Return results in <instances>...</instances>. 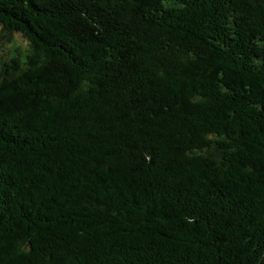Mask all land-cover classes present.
<instances>
[{
  "label": "trees",
  "instance_id": "trees-1",
  "mask_svg": "<svg viewBox=\"0 0 264 264\" xmlns=\"http://www.w3.org/2000/svg\"><path fill=\"white\" fill-rule=\"evenodd\" d=\"M0 264H264V0H0Z\"/></svg>",
  "mask_w": 264,
  "mask_h": 264
},
{
  "label": "rangeland",
  "instance_id": "rangeland-1",
  "mask_svg": "<svg viewBox=\"0 0 264 264\" xmlns=\"http://www.w3.org/2000/svg\"><path fill=\"white\" fill-rule=\"evenodd\" d=\"M24 41L18 34H3L0 32V62L15 52L20 51Z\"/></svg>",
  "mask_w": 264,
  "mask_h": 264
}]
</instances>
